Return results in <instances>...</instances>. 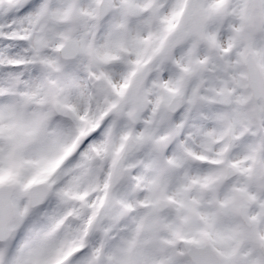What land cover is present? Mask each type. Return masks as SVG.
<instances>
[{"label":"snow or ice","instance_id":"snow-or-ice-1","mask_svg":"<svg viewBox=\"0 0 264 264\" xmlns=\"http://www.w3.org/2000/svg\"><path fill=\"white\" fill-rule=\"evenodd\" d=\"M0 264H264V0H0Z\"/></svg>","mask_w":264,"mask_h":264}]
</instances>
